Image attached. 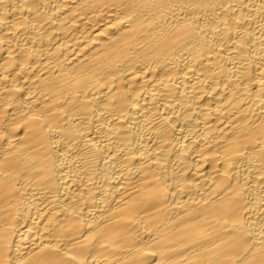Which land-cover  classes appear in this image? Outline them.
I'll return each instance as SVG.
<instances>
[{
  "label": "bare ground",
  "instance_id": "1",
  "mask_svg": "<svg viewBox=\"0 0 264 264\" xmlns=\"http://www.w3.org/2000/svg\"><path fill=\"white\" fill-rule=\"evenodd\" d=\"M0 264H264V0H0Z\"/></svg>",
  "mask_w": 264,
  "mask_h": 264
}]
</instances>
